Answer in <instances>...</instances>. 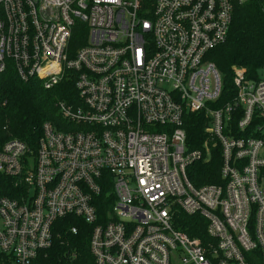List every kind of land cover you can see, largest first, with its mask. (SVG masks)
Listing matches in <instances>:
<instances>
[{"label": "built area", "instance_id": "2783aa9c", "mask_svg": "<svg viewBox=\"0 0 264 264\" xmlns=\"http://www.w3.org/2000/svg\"><path fill=\"white\" fill-rule=\"evenodd\" d=\"M247 1L0 0V74L77 92L36 147L0 148V179L18 192L0 194V264H43L67 215L93 225V264H264V69L235 67L227 101L209 58ZM193 112L209 119L200 148ZM217 147L222 181L194 184L192 166ZM180 214L203 220L202 235Z\"/></svg>", "mask_w": 264, "mask_h": 264}, {"label": "trees", "instance_id": "16d2710c", "mask_svg": "<svg viewBox=\"0 0 264 264\" xmlns=\"http://www.w3.org/2000/svg\"><path fill=\"white\" fill-rule=\"evenodd\" d=\"M223 76L224 94L227 101L235 93L234 68H246L249 77L257 78L264 69V0H249L238 4L233 14L227 41L209 53ZM76 89L72 83L47 90L38 79L23 81L13 68L0 74V148L9 139L18 138L36 147L42 127L46 121H52L60 128L63 127L62 116L57 107L59 99L73 101ZM188 141L191 148L202 147L209 139V119L204 112L190 113L185 121ZM220 148L213 150L214 158L208 163L198 162L192 166L190 179L196 185L206 183H220L219 168L221 164ZM11 180L0 179V194L18 195L14 191ZM16 190V189H15ZM96 205L100 221L106 220L109 205ZM178 225L189 234H201L200 227L204 221L180 214ZM77 227L78 232H72ZM93 225L84 219L67 215L59 218L53 225L54 243L41 256L43 264H60L65 261L64 256H72L74 252L78 258L74 264H93L89 250V240ZM200 230V231H199Z\"/></svg>", "mask_w": 264, "mask_h": 264}]
</instances>
